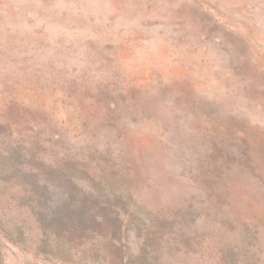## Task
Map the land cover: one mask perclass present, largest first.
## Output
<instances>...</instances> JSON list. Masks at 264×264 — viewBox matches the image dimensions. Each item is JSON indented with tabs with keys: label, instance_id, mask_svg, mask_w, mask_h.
<instances>
[{
	"label": "rangeland",
	"instance_id": "obj_1",
	"mask_svg": "<svg viewBox=\"0 0 264 264\" xmlns=\"http://www.w3.org/2000/svg\"><path fill=\"white\" fill-rule=\"evenodd\" d=\"M86 197L130 233L42 235ZM132 203L150 262L264 264V0H0V264H134Z\"/></svg>",
	"mask_w": 264,
	"mask_h": 264
},
{
	"label": "trees",
	"instance_id": "obj_2",
	"mask_svg": "<svg viewBox=\"0 0 264 264\" xmlns=\"http://www.w3.org/2000/svg\"><path fill=\"white\" fill-rule=\"evenodd\" d=\"M95 202V200L90 201L86 197V199L82 201L79 199L70 203L58 200V202H55L57 206L54 208H52L51 205H48V209L45 206L42 207V215L39 217L40 232L46 237L72 236L75 234L74 232L82 236L91 230H97L96 234H99V231L109 226L111 228L107 231L114 233V237L119 235L121 229H126V231L130 233L126 227L122 228L119 225L120 217L117 213L114 214L112 209L108 206L97 205L94 208L93 204ZM47 204H49L48 201ZM63 204L68 205V211H64ZM140 208L141 207L134 203L129 207V209H132L129 213L130 218L134 221L132 229H134L136 233L143 232L144 234L139 246H137L138 250L136 254L132 256V262L134 264H158V261L150 262L149 259H159L160 254L153 253L148 255V248L152 246L156 236L161 234V229L166 227L167 223L159 221L152 229L155 222L150 221L146 213L140 211ZM118 244L120 243H117V245L116 243L109 244V246L112 248V252L116 253L117 257L121 260L123 257L122 253L124 252L121 253V247H119ZM121 264H131V262L126 258L125 262Z\"/></svg>",
	"mask_w": 264,
	"mask_h": 264
}]
</instances>
